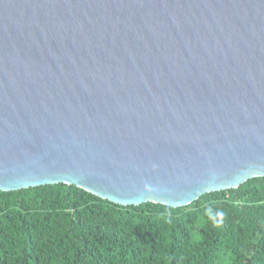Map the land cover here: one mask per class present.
Segmentation results:
<instances>
[{"label":"water","instance_id":"obj_1","mask_svg":"<svg viewBox=\"0 0 264 264\" xmlns=\"http://www.w3.org/2000/svg\"><path fill=\"white\" fill-rule=\"evenodd\" d=\"M264 177V0H0V191L171 208Z\"/></svg>","mask_w":264,"mask_h":264},{"label":"trees","instance_id":"obj_2","mask_svg":"<svg viewBox=\"0 0 264 264\" xmlns=\"http://www.w3.org/2000/svg\"><path fill=\"white\" fill-rule=\"evenodd\" d=\"M224 256L264 264V177L181 208L117 205L65 184L0 191V264H221Z\"/></svg>","mask_w":264,"mask_h":264},{"label":"rangeland","instance_id":"obj_3","mask_svg":"<svg viewBox=\"0 0 264 264\" xmlns=\"http://www.w3.org/2000/svg\"><path fill=\"white\" fill-rule=\"evenodd\" d=\"M199 239H200V236L198 234V230L197 229L193 230L191 233V243L195 244L196 242L199 241ZM228 263L229 262L227 260V256H224L221 264H228Z\"/></svg>","mask_w":264,"mask_h":264}]
</instances>
